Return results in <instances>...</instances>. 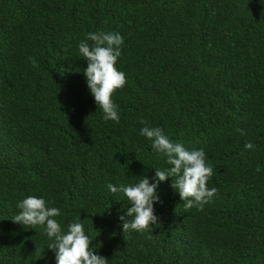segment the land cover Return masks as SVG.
I'll return each instance as SVG.
<instances>
[{
  "label": "trees",
  "instance_id": "trees-1",
  "mask_svg": "<svg viewBox=\"0 0 264 264\" xmlns=\"http://www.w3.org/2000/svg\"><path fill=\"white\" fill-rule=\"evenodd\" d=\"M96 31L123 37L119 123L83 74L78 45ZM142 120L202 149L218 191L185 209L169 177L159 224L123 232L130 205L108 185L169 167ZM29 196L60 209L63 231L82 223L108 264H264V0H0V264H56L43 230L12 220Z\"/></svg>",
  "mask_w": 264,
  "mask_h": 264
},
{
  "label": "clouds",
  "instance_id": "clouds-1",
  "mask_svg": "<svg viewBox=\"0 0 264 264\" xmlns=\"http://www.w3.org/2000/svg\"><path fill=\"white\" fill-rule=\"evenodd\" d=\"M91 41V45L88 43ZM123 37L118 32L96 31L87 34L86 40L78 45L80 58L87 61L83 74L88 90L94 98L95 104L103 113L105 121L119 123L118 106L111 99L113 93L126 83L125 73L117 70L116 64L121 56ZM33 67H38L34 58H29ZM145 125L139 134L149 141L157 153L166 157L168 168L156 169L154 182L149 183L147 177L139 178L133 185L117 188L108 185L111 193H122L130 205L122 221V230L144 233L152 232L154 225L159 224L154 214V204L160 202L157 188L160 182L172 178L171 187L178 192L180 200L185 201L184 208L203 210L217 193L216 188L209 189L207 183L213 175V168L206 164V154L200 150H188L183 143L172 142L159 127ZM237 131L244 135L243 129ZM246 149H253L254 145L247 143ZM256 171L260 168L257 166ZM18 214L13 222L23 225L26 229L41 228L52 242L47 245L55 251L56 264H108V259L90 250L92 240L85 234L83 224L73 222L63 231L61 224L55 219L61 215L60 209L50 207L43 198L29 196L17 204ZM132 217L128 222L125 218Z\"/></svg>",
  "mask_w": 264,
  "mask_h": 264
}]
</instances>
